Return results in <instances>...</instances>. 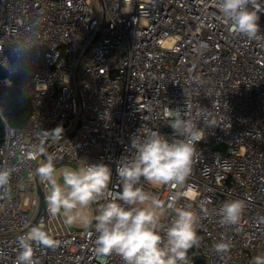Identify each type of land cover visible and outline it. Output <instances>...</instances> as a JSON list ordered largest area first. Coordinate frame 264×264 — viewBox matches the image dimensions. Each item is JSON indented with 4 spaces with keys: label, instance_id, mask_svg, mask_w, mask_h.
I'll return each mask as SVG.
<instances>
[{
    "label": "built area",
    "instance_id": "obj_1",
    "mask_svg": "<svg viewBox=\"0 0 264 264\" xmlns=\"http://www.w3.org/2000/svg\"><path fill=\"white\" fill-rule=\"evenodd\" d=\"M259 7L264 32V0ZM26 30L36 48L14 54ZM14 77L31 111L15 128L0 107V167L13 169L9 191L0 190V264H15L17 237L41 222L55 244L34 246L38 264H101L92 230L49 215L45 201L40 208L46 186L34 170L46 154L57 168L103 162L115 196L116 166L137 130L172 136L167 108L187 110L205 138L184 189L142 180L144 190L165 203L186 193L177 206L199 217L202 264L264 255V47L232 34L215 0H0V93ZM35 146L43 152L33 158ZM231 199L246 203L234 226L216 212ZM170 221L166 211L162 235ZM220 241L230 242L227 253L216 252ZM106 259L122 264L117 255Z\"/></svg>",
    "mask_w": 264,
    "mask_h": 264
},
{
    "label": "clouds",
    "instance_id": "obj_2",
    "mask_svg": "<svg viewBox=\"0 0 264 264\" xmlns=\"http://www.w3.org/2000/svg\"><path fill=\"white\" fill-rule=\"evenodd\" d=\"M215 4L219 18L232 34L264 47L259 0H215ZM35 48V37L30 39L26 30L13 52L33 53ZM166 111L172 136L162 135L159 130H137L130 139L128 154L117 163L119 191L115 196L110 187L112 168L103 162L57 168L55 154H46L44 162L34 170V175L46 186L49 215L63 217L70 226L92 230L94 253L101 264H107L106 258L112 255L119 256L122 264H190L189 250L199 244L197 213L177 206L186 193L176 191L165 203L158 195L146 192L141 184L143 180L151 185L184 189L197 156V145L205 138L187 110L167 108ZM42 152V146H35L33 158ZM12 172L7 166L0 167V190L5 194L9 191ZM245 208L244 200L231 199L216 212L222 224L234 226L241 221ZM166 211H170L171 221L163 227L162 235L161 220ZM54 244L43 222L31 227L17 237L15 264H38L34 246ZM214 247L217 253H227L231 244L220 241ZM251 264H264V255L253 256Z\"/></svg>",
    "mask_w": 264,
    "mask_h": 264
},
{
    "label": "trees",
    "instance_id": "obj_3",
    "mask_svg": "<svg viewBox=\"0 0 264 264\" xmlns=\"http://www.w3.org/2000/svg\"><path fill=\"white\" fill-rule=\"evenodd\" d=\"M0 107L7 122L15 127L20 128L27 122L31 111L29 100L20 90V79L14 77V84L0 93ZM5 136V123L0 117V144ZM189 252L193 255L195 264H202L204 257L197 246H194Z\"/></svg>",
    "mask_w": 264,
    "mask_h": 264
},
{
    "label": "water",
    "instance_id": "obj_4",
    "mask_svg": "<svg viewBox=\"0 0 264 264\" xmlns=\"http://www.w3.org/2000/svg\"><path fill=\"white\" fill-rule=\"evenodd\" d=\"M77 128H78V127H77ZM220 147H223V149H225V144H221ZM38 191H39V193H40V195H41L40 208L42 209L43 206H44V201H45V199H44V194H43V191L41 190V188H39Z\"/></svg>",
    "mask_w": 264,
    "mask_h": 264
},
{
    "label": "rangeland",
    "instance_id": "obj_5",
    "mask_svg": "<svg viewBox=\"0 0 264 264\" xmlns=\"http://www.w3.org/2000/svg\"><path fill=\"white\" fill-rule=\"evenodd\" d=\"M93 6H94L95 10H97V4H96V2L94 3ZM71 167L75 168V167H77V165H76V164H72ZM69 226H70V225H69ZM70 227H71L72 229H74V225H71ZM263 249H264V244L261 245L260 250L262 251Z\"/></svg>",
    "mask_w": 264,
    "mask_h": 264
}]
</instances>
